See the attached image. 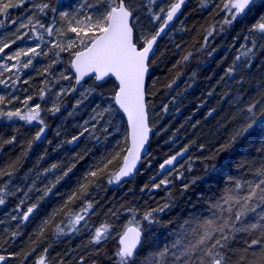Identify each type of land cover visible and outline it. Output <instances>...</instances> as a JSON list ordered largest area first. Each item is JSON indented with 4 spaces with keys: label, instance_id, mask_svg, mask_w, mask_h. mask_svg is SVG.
Here are the masks:
<instances>
[{
    "label": "trees",
    "instance_id": "16d2710c",
    "mask_svg": "<svg viewBox=\"0 0 264 264\" xmlns=\"http://www.w3.org/2000/svg\"><path fill=\"white\" fill-rule=\"evenodd\" d=\"M172 2L175 0H156L155 4L149 0H136L140 29L154 33L159 22L152 21L149 9L154 14H160L159 8L167 9ZM42 3H47L49 8L40 13L34 5ZM260 3L261 0H258L255 11L246 17H238L229 25L224 24L227 13L221 11L223 0L187 1L180 18L158 42L149 64L146 94L153 137L148 154L134 179L109 184L107 175H102L96 181L97 186L89 189V196L85 199H90L95 207L86 218L88 227H83L84 222L78 226L81 230L78 235L63 238L54 234L53 228L68 218L66 213L69 208L73 212L80 211L82 203L79 200L67 204V208L64 205L79 188L86 174L114 150L118 151L127 145V124L119 110L111 122H108L107 116L99 123L91 119L97 105L100 108L109 104L116 107L111 99L116 91V83L110 80L104 87H97L96 91L88 94L87 89L96 87L91 80L77 87L74 80L61 79L56 83L54 76L38 74L35 69H41L55 59L53 53L56 49H52L48 57H37L34 60V68L20 73V81L13 84L12 80H8L7 86L0 84V96L5 98V103L0 104V111H26L23 101L31 96L33 99L29 101V106L40 104L41 116L47 125L41 139L34 141L38 129L43 125L0 116V169L13 172L11 177H0V188L5 191V203L0 205V255L9 257L5 264H36L38 257L44 254V249L48 250L47 264H81V261L83 264H107L111 262L110 257L117 259L114 253L118 249V234L134 218L135 223L142 222L140 227L144 234L136 264H152L159 252L166 247L171 248V241L177 238V232L186 220L190 226L194 218L210 215L209 201L223 191L229 177L256 179L252 170L264 164V151H261L264 149V131L259 127L241 137L230 153H221L215 161L216 169L203 183L200 182L202 171H194L197 165L193 164L191 173L180 169L184 171L185 181L175 179L173 173L169 177L173 182L167 188L163 185L160 189L153 188L161 179L158 177V169L165 159L189 146L186 157L191 156L200 166L202 161L197 158V154L205 157L214 147L226 141L240 122L241 110L250 103L264 99V40L260 39V33L250 32L260 17L264 16V7ZM88 4L93 7L88 8ZM52 8L56 12H52ZM103 8L104 5L98 0H26L21 7L9 9L10 17L5 18L4 26L0 27V41L14 39L13 33L19 24L27 23L28 18L35 17L45 27L51 26L54 29V34L49 36L37 25L36 34H42L47 43L37 41L29 29H23L29 31V36L24 41H17L6 53L37 43L48 51L53 43H67L68 38H74L72 33L65 37L56 33V29L67 27L60 12L95 14L97 9ZM11 20L17 23L13 24ZM208 31L212 32L211 36L207 34ZM253 38L257 44L253 50L254 55L248 61H236L243 46L251 47ZM188 53L192 55L183 61ZM207 53L211 54L207 56ZM200 58H204V62L196 65ZM71 59L68 52L60 54V63L51 70L56 77L60 72L75 76L69 66ZM0 63L13 62L0 57ZM234 64V71L229 74L228 69ZM15 75V72L5 73L0 79H8L9 76L15 78ZM25 79L29 82L23 83ZM45 79L49 81L48 85L43 83ZM71 87L77 91L60 97L58 113L53 115L44 111L52 107L57 99L56 93L61 88ZM42 88L45 90L44 100L39 99ZM49 88L51 91H48ZM81 92H85V97L80 95ZM78 100L83 102L77 107ZM165 106L167 111L164 110ZM209 112H212L211 116ZM84 128H88V131L80 136L77 145L71 147L68 141L73 136H79ZM199 145H204L203 151ZM73 163L75 167L72 171L40 200L31 218L23 221L21 213L26 212L27 207L43 195L40 191L28 192V189L33 184L39 189L49 187V181L61 175ZM52 164H57L58 170L41 175ZM11 165H15V168H11ZM110 168L114 171L116 164ZM194 176L201 179L189 191H183L177 199V187H182V183L190 181ZM22 200L24 204H21ZM164 204L169 207L162 212L154 211ZM150 211L155 217L151 224L143 219L144 214ZM53 213L57 214L53 216ZM13 216L16 219H12ZM46 220H50V226L43 236H38ZM105 222L115 226L113 238L104 241L102 245L91 244L95 228ZM247 222L262 223L256 213L250 214ZM13 233L17 235L13 236ZM255 235L237 234L232 242L237 255L242 254L247 242L255 238ZM30 252L31 255H27ZM166 264L178 262H174L169 254Z\"/></svg>",
    "mask_w": 264,
    "mask_h": 264
},
{
    "label": "snow or ice",
    "instance_id": "6c2138e0",
    "mask_svg": "<svg viewBox=\"0 0 264 264\" xmlns=\"http://www.w3.org/2000/svg\"><path fill=\"white\" fill-rule=\"evenodd\" d=\"M25 2L26 0H19V2L0 0V27L4 26V19L10 17L9 9L21 7ZM98 2L103 4L104 8L103 10L97 9L95 14H82L79 11L76 14H70L66 11L60 12L59 15L67 27L63 30L56 29V33L61 37L72 33L74 38H68L67 43L63 41L53 43L48 51L43 50L40 43H37L34 46L18 47L10 54L6 53V50L12 49V46L17 41H24L25 37L29 36V31H22L23 29H29L37 41L47 43L42 34H36L37 25L49 36L54 34V29L51 26L45 27L35 17L28 18L27 23L21 22L19 24L15 33H13L14 39L8 42L0 41V57H3L6 61L13 62L12 64L0 63V77H3L5 73H16L15 78L9 76L8 79H0V84L5 86L8 85V80H12L13 84L20 81V73L29 68H34V60L37 57H48L52 49H56L53 53L55 59L51 60L43 68L35 69L38 74L45 77L52 75L56 83L63 79L67 81L74 80L75 85H81L82 81L87 83L88 80H91L96 87L87 89L88 94L96 91L97 87H104L112 78L117 82L116 91L111 97L116 107L109 104L107 107L100 108L97 105V109H94V115L91 119L99 123L100 120H104L107 116L108 122H111L117 110L123 112L127 117L130 128L127 145L118 151L114 150L109 156L103 158L95 166L94 170L86 174L79 188L68 198L64 208H67V204L76 200L82 203L79 212H73L69 208L66 213L74 232L80 230L78 226L82 222H84L83 227H88L86 218L95 205L90 199H85V197L89 196L91 187L97 186L96 181L102 175H107L109 184H119L122 178L130 177L134 174L138 162L142 161V154L147 151L145 146L149 142V133L152 131L148 121L145 89V74L148 72L151 62L150 54L154 55V45H156L158 38L165 32L174 17L177 16L185 0H175L167 9L160 7V14H154L149 9L152 21L159 22L154 33L140 29L137 23L140 17L136 0H98ZM149 2L155 4L156 0H149ZM86 6L88 8L93 7L91 4ZM260 6L264 7V0H261ZM256 7L257 0H223L221 11L227 13L224 24L230 25L238 17H246L255 11ZM34 8L43 13L45 9L49 8V5L47 3L35 4ZM51 11L56 12V9L52 8ZM11 23L15 24L17 21L11 20ZM250 32L260 33V39L264 40V16L260 17L259 22L250 29ZM207 34L211 36L212 32L208 31ZM245 39L247 40L248 37H245ZM256 47V40L253 38L251 47L243 46L240 54L236 57V61H248L254 55L253 50ZM64 52H68L72 56L69 66L75 73L74 77L66 75L64 72H60L59 76L56 77L51 71L57 63H60V54ZM191 55V53L185 55L183 61H187ZM234 68L235 64L228 69V73L232 74ZM85 78H88V80ZM28 82V79L23 81V83ZM43 83L48 85L49 81L45 79ZM48 91H51V88ZM76 91L75 87L61 88L56 93L57 99L52 103V107L44 109V111L55 115L60 111V97L70 95ZM80 95L85 97V92H81ZM32 99L33 97L29 96L23 101L26 111L22 112L19 109L15 111H0V116H7L9 120L19 118V120L28 124L36 122L43 125L38 129L34 137V141H39L47 125L41 116L40 104L29 106V101ZM39 99H45V90L43 88L40 90ZM82 102L83 100H78L76 106L78 107ZM4 103L5 98L0 96V104ZM164 110L167 111L166 106ZM241 112L240 122L228 139L222 141L207 156L203 157L204 160L209 161L208 164L203 165L206 174L216 169L217 164L215 161L217 157L221 153H230L241 137L249 134L250 131L255 130L257 127L264 131V119H262L264 118V99L248 104ZM208 115L211 116L212 112H209ZM258 121H260L259 125ZM85 123L87 124L88 121H85ZM104 130L107 131V128ZM87 131L88 128H84L79 136H73L68 143H75ZM8 142L11 143L12 141ZM31 143H29V148ZM198 147L203 151L204 145H199ZM261 151H264V149H261ZM188 152L189 146H186L159 165L160 172L158 175H162V178L159 183L153 185V188L160 189L162 185L167 188L173 182L169 178L173 173H175V179L186 180L184 171L191 173L195 163L191 156H185ZM117 162L119 163L117 164ZM114 164H116V169L113 171L110 166ZM10 167L14 169L15 165ZM58 167L57 164H52L41 175L54 173L58 170ZM74 167L75 163L68 167L66 171H63L61 175L55 176L54 180L49 181V187L39 189L33 184L28 189V192L35 190L42 192L43 195L39 197L36 203L27 207L26 212L21 213L23 221L29 219V216L38 207L40 200L44 199L52 191V188L60 183ZM180 169H184V171H180ZM12 175V171L0 169V177H11ZM252 175L256 179H234L229 177L223 191L215 199L209 201L210 215L204 218H194L190 226V222L186 220L184 225L180 226L177 238L174 239L171 248L166 247L159 252L153 258L152 264H166V258L169 254H171L173 261L178 262V264H264V164L252 170ZM200 179V177L194 176L190 181L182 183V191H189ZM4 196L5 191L0 188V205L5 203ZM25 196L27 197V193H25ZM24 203L25 201L22 200L21 204ZM168 207V204H164L154 211L162 212ZM258 209L259 212L257 211ZM61 211H63V208ZM252 213H256L262 223H248V217ZM56 214L53 213V216ZM12 219H16V217L13 216ZM143 219L149 224L153 223L155 219L153 212L145 213ZM50 220L44 221L38 236L44 235L46 229L50 226ZM114 228L113 224L107 222L95 228L90 243L102 245L104 241L113 238ZM53 232L57 236L67 234L59 225L53 228ZM141 233L142 229L138 223H135V218L125 225L123 232L118 234L119 247L114 253L115 257H117L115 264H136V259L139 255L138 246L141 245ZM239 233H256V235L250 242H247L242 254L237 255L232 242ZM15 235L17 233H13V236ZM32 251H35V249ZM47 251V249L43 250L44 254L38 257L36 264H47ZM27 255H31V252ZM8 259L9 257L0 255V264H5ZM81 264H83L82 261Z\"/></svg>",
    "mask_w": 264,
    "mask_h": 264
},
{
    "label": "water",
    "instance_id": "95a60500",
    "mask_svg": "<svg viewBox=\"0 0 264 264\" xmlns=\"http://www.w3.org/2000/svg\"><path fill=\"white\" fill-rule=\"evenodd\" d=\"M187 1H188V0H185L184 4L181 6L180 11L177 13V16L174 17L173 21H172V22L169 24V26L165 29V32L162 33L161 36L158 38L156 45H154V54H155V52H156L158 42L168 34V32L170 31V29H171V27L173 26V24H174V23L180 18L181 14H182V12H183L184 6H185V4L187 3ZM153 56H154V55L150 54V61H151V59H152ZM73 72H74V71H73ZM74 75H75V73H74ZM149 75H150V67H148V72L145 74V89H147V81H148ZM85 79L88 80V78H85ZM112 81L115 82L114 78H112ZM83 83H85V82L82 81V82H81V85H82ZM115 83H116V85H117V82H115ZM81 85H76V86L79 87V86H81ZM146 102H147V94H146ZM147 111H148V108H147ZM120 113L123 115L124 119L126 120L127 128H128V136H129L130 128H129V126H128L127 117H126L125 114H123V112L120 111ZM148 121H149V113H148ZM149 126H150V124H149ZM150 128H151V127H150ZM151 129H152V128H151ZM152 137H153V129H152V131L149 133V142H148V143L146 144V146H145L146 149H147V151H146V153H143V154H142V161H143L144 157L148 154L149 146H150V143H151V141H152ZM74 144H76V142L73 143V145H74ZM142 161H141V162H138V164H137V169L134 171V174H133L132 176H130V177L122 178V181H121L120 183H122V182H124V181H127V180L134 179V178L136 177V175L138 174V172H139V169H140V167H141V165H142ZM178 162H181V161H178ZM159 171H160V169H159ZM160 176H161V175H160ZM35 211H36V210H35ZM35 211H34V212H35ZM34 212L29 216V219H30L31 216L34 214ZM133 226H134V225H133ZM142 241H143V233H141V245H142ZM141 245L138 246V251H139Z\"/></svg>",
    "mask_w": 264,
    "mask_h": 264
},
{
    "label": "bare ground",
    "instance_id": "6f19581e",
    "mask_svg": "<svg viewBox=\"0 0 264 264\" xmlns=\"http://www.w3.org/2000/svg\"><path fill=\"white\" fill-rule=\"evenodd\" d=\"M258 1V0H257ZM208 55L207 56H209L211 53H207ZM205 56V55H204ZM205 59H207V57H205ZM204 62V58L201 60V58H200V60H198L195 64L196 65H200V64H202ZM149 124H150V118H149ZM151 127V126H150ZM80 141V138H79V140H77L76 141V144H74L73 145V143H69V145L71 146V147H74L75 145H77V143ZM187 155V153L185 154V156ZM197 158L198 159H200L201 161H202V163L200 164V166L198 165V163L197 162H195L194 164H196L197 165V167L195 168V170L194 171H196V172H199V170H201L202 171V173H203V178L200 180V182L201 183H203L204 181H206L208 178H209V175L211 174V173H213V170H211L210 172H208L207 174L205 173V169H204V166L203 165H205V164H208L209 163V161H207V160H204L203 159V156L202 155H200V154H197ZM160 171H159V169H158V173H159ZM158 177H160V178H162V175L160 176V175H158ZM198 183V182H197ZM182 187H177V192H176V198L178 199L182 194L181 193H183V191H182V189H181ZM175 202V201H174ZM29 220V219H28ZM27 220V221H28ZM26 222V221H25ZM159 225H161V223L159 224ZM143 233V232H142ZM143 237H144V234H143ZM118 239V238H117ZM117 247H119V244H118V240H117ZM110 259V261L111 262H107V264H111V263H114L115 262V259L114 258H112V257H110L109 258Z\"/></svg>",
    "mask_w": 264,
    "mask_h": 264
},
{
    "label": "rangeland",
    "instance_id": "374dc122",
    "mask_svg": "<svg viewBox=\"0 0 264 264\" xmlns=\"http://www.w3.org/2000/svg\"><path fill=\"white\" fill-rule=\"evenodd\" d=\"M30 1V0H29ZM140 224H142V222H139ZM139 224V225H140ZM59 226L61 228L64 229V232L67 233L66 235H60L61 237H68V236H73V235H78L80 233L81 230H79L78 232H74L72 231L71 225L69 223L68 218H65L60 224ZM174 240H172L171 242L173 243Z\"/></svg>",
    "mask_w": 264,
    "mask_h": 264
}]
</instances>
